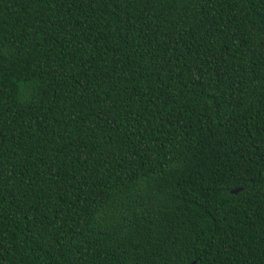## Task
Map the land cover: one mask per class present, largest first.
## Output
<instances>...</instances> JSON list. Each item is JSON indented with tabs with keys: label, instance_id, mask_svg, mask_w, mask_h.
I'll list each match as a JSON object with an SVG mask.
<instances>
[{
	"label": "trees",
	"instance_id": "16d2710c",
	"mask_svg": "<svg viewBox=\"0 0 264 264\" xmlns=\"http://www.w3.org/2000/svg\"><path fill=\"white\" fill-rule=\"evenodd\" d=\"M193 260L264 264V0H0V264Z\"/></svg>",
	"mask_w": 264,
	"mask_h": 264
},
{
	"label": "water",
	"instance_id": "95a60500",
	"mask_svg": "<svg viewBox=\"0 0 264 264\" xmlns=\"http://www.w3.org/2000/svg\"><path fill=\"white\" fill-rule=\"evenodd\" d=\"M239 190H240V188H234V189L231 190V192L232 193H237V191H239ZM195 263H196V260H193L189 264H195Z\"/></svg>",
	"mask_w": 264,
	"mask_h": 264
}]
</instances>
